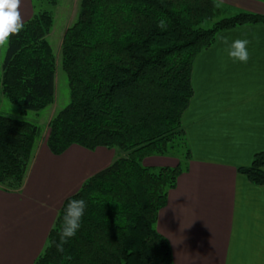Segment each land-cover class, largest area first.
I'll return each instance as SVG.
<instances>
[{"label": "trees", "instance_id": "trees-1", "mask_svg": "<svg viewBox=\"0 0 264 264\" xmlns=\"http://www.w3.org/2000/svg\"><path fill=\"white\" fill-rule=\"evenodd\" d=\"M228 11L214 0L81 1L78 19L62 40L70 103L50 122L46 145L55 156L72 146L126 156L65 200L34 264H175L171 245L156 225L183 168L179 163L154 169L144 161L167 156L178 140L186 145L182 120L194 94L197 56L221 32L264 26V15L228 16ZM162 18L168 22L165 30L157 27ZM24 25L9 38L2 66L0 59L1 92L11 104L40 112L55 100L56 59L47 40L53 17L38 12ZM39 135L37 126L0 115V188L5 192L23 187ZM238 172L263 187L264 152ZM70 199H84L87 207L80 229L60 252L53 241L59 242Z\"/></svg>", "mask_w": 264, "mask_h": 264}, {"label": "crops", "instance_id": "crops-1", "mask_svg": "<svg viewBox=\"0 0 264 264\" xmlns=\"http://www.w3.org/2000/svg\"><path fill=\"white\" fill-rule=\"evenodd\" d=\"M214 1L233 13L264 15L261 1ZM20 10L25 24L35 15L33 0H22ZM220 36L250 40L248 63L233 62ZM191 82L182 120L190 145L185 165L168 156L144 161L155 169L183 168L157 231L175 264H264V186L238 172L264 152V26L219 33L195 59ZM115 160L113 149L72 146L55 156L46 143L38 145L21 190L0 188V264H34L65 200Z\"/></svg>", "mask_w": 264, "mask_h": 264}, {"label": "rangeland", "instance_id": "rangeland-1", "mask_svg": "<svg viewBox=\"0 0 264 264\" xmlns=\"http://www.w3.org/2000/svg\"><path fill=\"white\" fill-rule=\"evenodd\" d=\"M82 0H56V5H51L46 0H33L35 14L38 12L47 11L53 17V28L50 35L47 37L51 45L56 59V79H55V100L52 105L40 112L24 110L18 106L11 104L1 92L0 85V115L9 117L15 120H23L37 126L40 130V135L36 141L35 149L38 145L46 143L49 134V124L57 116L59 112L65 109L70 103V90L66 74L62 70V40L65 31L71 27L78 19ZM228 8V7H227ZM231 8L228 11V16L233 15ZM212 25L208 24L207 27ZM1 66L3 65L7 52V43L0 46ZM190 145H185L183 140H178L175 147L169 151V158H178L185 165L187 153ZM117 152V159L126 156L124 153ZM159 157V156H154ZM165 157V156H164ZM155 169V168H154Z\"/></svg>", "mask_w": 264, "mask_h": 264}, {"label": "clouds", "instance_id": "clouds-1", "mask_svg": "<svg viewBox=\"0 0 264 264\" xmlns=\"http://www.w3.org/2000/svg\"><path fill=\"white\" fill-rule=\"evenodd\" d=\"M22 0H0V46L9 42V38L18 35L25 27L21 13ZM168 26L166 19H160L157 27L165 30ZM225 45L227 56L233 61L246 64L251 59L248 39L230 40L228 36L218 37ZM87 207L84 199H70L64 208L59 242L53 241L58 251H64V244L74 237L81 227L82 218Z\"/></svg>", "mask_w": 264, "mask_h": 264}]
</instances>
